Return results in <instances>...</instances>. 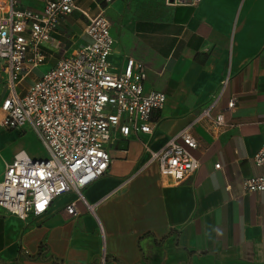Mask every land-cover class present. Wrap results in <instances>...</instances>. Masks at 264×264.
I'll return each mask as SVG.
<instances>
[{"label": "crops", "instance_id": "1", "mask_svg": "<svg viewBox=\"0 0 264 264\" xmlns=\"http://www.w3.org/2000/svg\"><path fill=\"white\" fill-rule=\"evenodd\" d=\"M44 2L33 8L21 0L32 9ZM124 10V0L106 7L116 39L111 59L143 63L146 91L167 95L152 112L154 133L117 135L107 173L58 196L40 216L22 220L0 207V264H100L104 255L106 264H264V194L243 187L261 173L254 155L264 143V0L166 2L154 19L124 18ZM74 13L43 44L48 60L40 66L90 42ZM110 14L122 17L114 24ZM216 97L214 113L233 128L218 135L199 122V170L181 182L161 175L149 150L161 149ZM27 129L0 127V179L19 151L39 158L26 148ZM73 202L77 214H68Z\"/></svg>", "mask_w": 264, "mask_h": 264}, {"label": "built area", "instance_id": "2", "mask_svg": "<svg viewBox=\"0 0 264 264\" xmlns=\"http://www.w3.org/2000/svg\"><path fill=\"white\" fill-rule=\"evenodd\" d=\"M92 1L98 9L95 16L77 0H45L41 9L25 7L21 0H0V106L6 112L0 127L30 128L47 154L33 158L19 151L0 179V207L22 220L42 215L58 196L79 191L104 176L112 161L108 145L117 135L153 134L152 112L161 109L167 99L163 92L146 91L143 63L133 57L120 66L112 61L116 39L106 7L115 0ZM75 11L86 19L84 33L90 42L72 52L65 49L20 95V82L47 63L43 44ZM229 78H224L223 87ZM218 100L206 105L161 149L149 150L150 162L157 163L161 175L181 182L199 170L201 162L193 153L199 146L193 134L199 122L206 121L218 135L233 128L222 112L214 113ZM236 107L237 100L232 98L226 110L232 114ZM254 162L261 173L246 177L243 187L246 193L264 194V143ZM67 212L77 214L75 202ZM100 264H106L105 255Z\"/></svg>", "mask_w": 264, "mask_h": 264}, {"label": "rangeland", "instance_id": "3", "mask_svg": "<svg viewBox=\"0 0 264 264\" xmlns=\"http://www.w3.org/2000/svg\"><path fill=\"white\" fill-rule=\"evenodd\" d=\"M26 5H29L33 8H38L41 6L44 0H22ZM125 1V10L123 11V17L126 18H136L137 14L139 15L138 17H142L144 19H154L152 15L155 14L156 12H160L162 14V10L164 5L166 4L167 0H124ZM79 4L88 10L90 14L93 16L98 13V10L95 6V4L91 0H79ZM75 19L79 20L81 25L84 26V23H86V19L81 15L80 12H75ZM108 15V14H107ZM111 19L114 24H117L119 22V19L122 16H116L113 14H110ZM132 15V16H131ZM156 17V16H155ZM160 17V16H159ZM112 31V28H111ZM113 33V31H112ZM68 34L71 35V28L68 30ZM77 36L79 33H76ZM78 39V38H77ZM81 41H85L86 38L79 39ZM52 42V40H50ZM57 41L53 42V45H56ZM50 61L49 65L44 66H38L34 68L19 84L18 86V92L20 95L24 94L26 89L33 84L36 80H38L43 72H45L48 68H50L51 64H53ZM6 116V112L2 111L0 112V117L1 120ZM27 135L24 137V141L28 142V146L26 147L30 152L34 153L37 157L39 158H45L46 157V152L41 146L40 143H38L35 139V134L30 131V129H27ZM24 133V132H22ZM31 154V153H30Z\"/></svg>", "mask_w": 264, "mask_h": 264}]
</instances>
